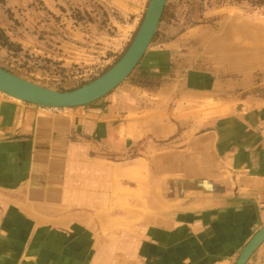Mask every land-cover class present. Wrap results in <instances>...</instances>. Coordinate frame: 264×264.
Segmentation results:
<instances>
[{
  "label": "crops",
  "instance_id": "crops-1",
  "mask_svg": "<svg viewBox=\"0 0 264 264\" xmlns=\"http://www.w3.org/2000/svg\"><path fill=\"white\" fill-rule=\"evenodd\" d=\"M184 35L154 41L136 66L153 89L64 111L0 93L5 264L235 263L264 225V99L212 116L188 108L218 100L219 84L177 64ZM123 158L145 179L124 185ZM246 264H264V241Z\"/></svg>",
  "mask_w": 264,
  "mask_h": 264
},
{
  "label": "rangeland",
  "instance_id": "rangeland-1",
  "mask_svg": "<svg viewBox=\"0 0 264 264\" xmlns=\"http://www.w3.org/2000/svg\"><path fill=\"white\" fill-rule=\"evenodd\" d=\"M148 1L0 0V67L49 89L80 87L105 72L123 54ZM198 26L209 31H201L203 27ZM184 33L187 42L177 50V64L186 71L213 74L219 84L218 100L204 97L199 104L188 100V108L196 107L203 116H212L229 103L234 108L243 106L248 96L264 99V0H167L152 43ZM152 43L149 48L155 46ZM149 78L135 68L107 95L127 85L153 89L155 82ZM139 155L143 156L134 150L129 158ZM129 158L116 165L117 171L123 167L124 185L130 178L145 179L142 172L146 167L133 168ZM137 169V175L131 173ZM122 195L129 198L131 193L123 191ZM125 198L123 208L130 211ZM114 226L103 225L101 230L108 234ZM3 243L8 242L0 240V254ZM0 264H5L4 260Z\"/></svg>",
  "mask_w": 264,
  "mask_h": 264
},
{
  "label": "water",
  "instance_id": "water-1",
  "mask_svg": "<svg viewBox=\"0 0 264 264\" xmlns=\"http://www.w3.org/2000/svg\"><path fill=\"white\" fill-rule=\"evenodd\" d=\"M167 0H149L143 18L123 54L105 72L90 82L68 91L49 89L0 67V93L40 108L69 109L91 104L106 96L134 71L158 30ZM264 241V225L242 248L234 264H246Z\"/></svg>",
  "mask_w": 264,
  "mask_h": 264
},
{
  "label": "trees",
  "instance_id": "trees-1",
  "mask_svg": "<svg viewBox=\"0 0 264 264\" xmlns=\"http://www.w3.org/2000/svg\"><path fill=\"white\" fill-rule=\"evenodd\" d=\"M149 79L155 82V83H154V86L158 84V83H156L157 81L154 80L153 78L150 77ZM139 86H141V87H143V88L148 87V85H139Z\"/></svg>",
  "mask_w": 264,
  "mask_h": 264
}]
</instances>
